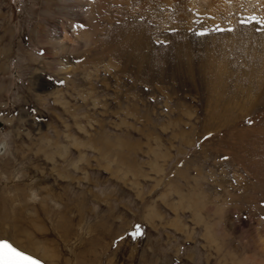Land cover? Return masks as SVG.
<instances>
[{
	"label": "rangeland",
	"instance_id": "1",
	"mask_svg": "<svg viewBox=\"0 0 264 264\" xmlns=\"http://www.w3.org/2000/svg\"><path fill=\"white\" fill-rule=\"evenodd\" d=\"M127 2L0 0V238L264 264V0Z\"/></svg>",
	"mask_w": 264,
	"mask_h": 264
},
{
	"label": "snow or ice",
	"instance_id": "2",
	"mask_svg": "<svg viewBox=\"0 0 264 264\" xmlns=\"http://www.w3.org/2000/svg\"><path fill=\"white\" fill-rule=\"evenodd\" d=\"M136 234H139L138 229ZM0 260L4 264H36L32 257L13 248L7 241H0Z\"/></svg>",
	"mask_w": 264,
	"mask_h": 264
},
{
	"label": "water",
	"instance_id": "3",
	"mask_svg": "<svg viewBox=\"0 0 264 264\" xmlns=\"http://www.w3.org/2000/svg\"><path fill=\"white\" fill-rule=\"evenodd\" d=\"M0 241H7V242H8L13 248L17 249L18 251H21V252L25 253L26 255H28V256H30V257H32V259H33L34 261H36V264H46V263H45L43 260H41L40 258H38V257H36V256H34V255H32V254H30V253H28V252H26V251L20 249V248H18V247H16V246L13 245L8 239H6V238H0ZM0 264H4V262H3L2 260H0Z\"/></svg>",
	"mask_w": 264,
	"mask_h": 264
},
{
	"label": "bare ground",
	"instance_id": "4",
	"mask_svg": "<svg viewBox=\"0 0 264 264\" xmlns=\"http://www.w3.org/2000/svg\"><path fill=\"white\" fill-rule=\"evenodd\" d=\"M75 1V0H74ZM79 1V0H78ZM113 1H115V0H113ZM116 1H120V0H116ZM124 1V0H123ZM125 1H128L127 3L128 4H130L129 6L131 7L132 6V3H136V2H138V1H140V0H125ZM77 2V1H76ZM143 2V1H142ZM139 4H142V3H139ZM84 36H86V35H84Z\"/></svg>",
	"mask_w": 264,
	"mask_h": 264
}]
</instances>
